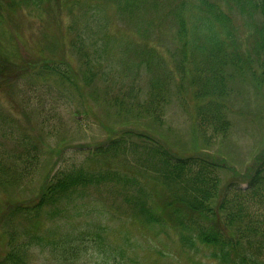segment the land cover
<instances>
[{
  "label": "rangeland",
  "instance_id": "rangeland-1",
  "mask_svg": "<svg viewBox=\"0 0 264 264\" xmlns=\"http://www.w3.org/2000/svg\"><path fill=\"white\" fill-rule=\"evenodd\" d=\"M129 21L117 13L112 0H0V264H6L10 250L15 251V256L9 252L15 263L52 264L45 247L33 240L62 227L46 218L52 212L19 220L13 239L4 235L3 214L5 208L37 197L53 172L76 165L107 172L116 182H105V189L88 184L61 202L56 214L67 226L99 209L110 240H125L127 256L134 258L130 264H219L203 258V251L193 255L182 249L177 219L185 211L191 214L190 204L180 198L188 183L172 185L142 137L151 136L174 156L217 161L219 180L226 183L232 180L231 169L246 173L264 149V94L251 84L232 83L234 91L223 99L229 126L213 134L204 129L200 113L208 114L215 103L197 111L189 76L176 69L179 47L173 23L160 26L157 44L154 34L134 35ZM151 47L161 63L148 70L140 66L139 52ZM56 61L68 63L74 74L59 81L46 71ZM146 107L155 108V114ZM120 132L127 135L126 143L89 152L90 144ZM224 163L226 169L219 171ZM235 185L245 187L239 179ZM123 189L147 195L161 226L143 230L141 218L118 196ZM172 200L179 212L176 220L167 214ZM226 231L232 232L233 226Z\"/></svg>",
  "mask_w": 264,
  "mask_h": 264
},
{
  "label": "trees",
  "instance_id": "trees-1",
  "mask_svg": "<svg viewBox=\"0 0 264 264\" xmlns=\"http://www.w3.org/2000/svg\"><path fill=\"white\" fill-rule=\"evenodd\" d=\"M112 1L117 13L130 20L134 35L147 37L154 34L157 44L162 36L160 26L163 28L164 23H173L179 47L176 69L181 71L182 77L189 76L196 110L200 111L202 105L215 103L208 114L204 111L200 113L201 122L206 124L204 129L217 135L228 128L223 99L234 91L232 83L251 84L263 97L264 0ZM236 17L238 22L234 20ZM98 27L106 30L104 26ZM139 56L140 66L148 70L161 63L153 47L142 49ZM49 67L51 69L46 71L56 75L59 81L74 74L65 62L56 61ZM199 79L198 84L196 81ZM145 110L155 114V108L146 107ZM82 115L86 117L87 112L82 110ZM126 136L120 132L98 145L97 142L90 144L88 150L91 154L108 151L126 143ZM142 138L145 147L161 161L163 172L171 179L172 185L188 183L180 198L190 204L191 210H186L191 214L187 216L185 211L184 217L179 221L181 214L177 219L178 241L182 249L193 255L203 251V258L208 256L219 264H264V149L253 158V165L246 173L231 169L232 180L221 183L216 171L219 168L217 161L208 163L202 155L174 156L151 136L143 135ZM76 166L71 170L53 172L34 199L5 208L3 215L7 232L4 235L13 239L18 234L12 229L18 228L19 220L25 218L29 221L41 217L42 211L50 210L52 213L46 218L56 219L62 227H56L57 231L53 233L46 230L45 236L35 235L33 240L41 249L45 247L43 250L52 264H130L134 258L127 256L125 240L120 239L117 244L110 240V228L103 224L101 210L98 209V214L90 218H81L73 226H67V221L57 216L60 203L68 201V197L77 191L83 192L88 184L103 189L105 182H116L107 172ZM225 169L224 163L219 171ZM209 172L216 177H210ZM238 179L244 181L246 188L235 185ZM110 187L113 186L107 188ZM118 196L141 218L140 227L143 230L144 226L150 228L146 229L148 232L153 231L155 226H161L158 214L150 208L147 195L123 189L118 191ZM169 205L171 209L167 210V214L176 220L179 213L177 205L174 200ZM187 222L190 226L185 225ZM230 226H233V231L227 232ZM9 252L6 264H20L14 262L15 258H10L11 254L15 256V251ZM8 259L12 261L8 262Z\"/></svg>",
  "mask_w": 264,
  "mask_h": 264
}]
</instances>
